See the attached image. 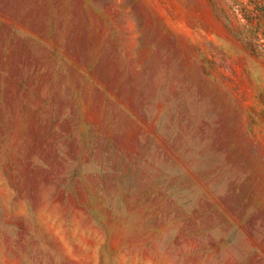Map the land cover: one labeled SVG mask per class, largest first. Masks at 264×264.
I'll list each match as a JSON object with an SVG mask.
<instances>
[{"label": "rangeland", "instance_id": "374dc122", "mask_svg": "<svg viewBox=\"0 0 264 264\" xmlns=\"http://www.w3.org/2000/svg\"><path fill=\"white\" fill-rule=\"evenodd\" d=\"M0 264H264V0H0Z\"/></svg>", "mask_w": 264, "mask_h": 264}]
</instances>
